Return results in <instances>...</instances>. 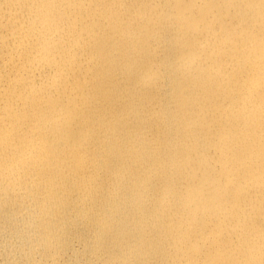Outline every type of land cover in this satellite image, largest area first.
Returning a JSON list of instances; mask_svg holds the SVG:
<instances>
[{
  "label": "bare ground",
  "instance_id": "1",
  "mask_svg": "<svg viewBox=\"0 0 264 264\" xmlns=\"http://www.w3.org/2000/svg\"><path fill=\"white\" fill-rule=\"evenodd\" d=\"M0 264H264V0H0Z\"/></svg>",
  "mask_w": 264,
  "mask_h": 264
}]
</instances>
